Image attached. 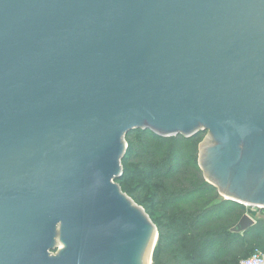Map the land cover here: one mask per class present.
Masks as SVG:
<instances>
[{"label":"water","instance_id":"1","mask_svg":"<svg viewBox=\"0 0 264 264\" xmlns=\"http://www.w3.org/2000/svg\"><path fill=\"white\" fill-rule=\"evenodd\" d=\"M137 129L208 132L205 180L264 208V0H0V264H152Z\"/></svg>","mask_w":264,"mask_h":264},{"label":"trees","instance_id":"2","mask_svg":"<svg viewBox=\"0 0 264 264\" xmlns=\"http://www.w3.org/2000/svg\"><path fill=\"white\" fill-rule=\"evenodd\" d=\"M160 137L149 130L125 136L122 175L115 182L149 215L158 241L152 264H239L264 254V216L231 233L245 207L220 198L198 164L201 135Z\"/></svg>","mask_w":264,"mask_h":264},{"label":"built area","instance_id":"3","mask_svg":"<svg viewBox=\"0 0 264 264\" xmlns=\"http://www.w3.org/2000/svg\"><path fill=\"white\" fill-rule=\"evenodd\" d=\"M252 211L255 214L261 213L264 216V208H255ZM239 264H264V254L256 252L251 257L241 260Z\"/></svg>","mask_w":264,"mask_h":264},{"label":"rangeland","instance_id":"4","mask_svg":"<svg viewBox=\"0 0 264 264\" xmlns=\"http://www.w3.org/2000/svg\"><path fill=\"white\" fill-rule=\"evenodd\" d=\"M207 134H208V132H205L203 135H201V142L206 138V136H207ZM124 141H125V139H124ZM200 142V143H201ZM126 143V142H125ZM122 167V166H121ZM126 197H128L125 193H123ZM219 196H220V198H223L220 194H219ZM136 206H138V207H140V208H142L141 206H139L138 204H136L130 197H128ZM143 209V208H142ZM143 211H144V209H143ZM248 213L249 215H251L253 218H255L256 217V215L258 216V214H255V212H253L252 210L250 211V210H248L247 208H245V213ZM144 213H145V215L149 218V215L144 211ZM150 219V218H149ZM151 221V220H150ZM152 222V221H151ZM152 224H153V222H152ZM154 225V224H153ZM155 226V225H154ZM156 227V226H155ZM157 229V228H156ZM56 245L58 246V249L59 248H61L60 246H61V243H60V238L57 236V238H56Z\"/></svg>","mask_w":264,"mask_h":264},{"label":"flooded vegetation","instance_id":"5","mask_svg":"<svg viewBox=\"0 0 264 264\" xmlns=\"http://www.w3.org/2000/svg\"><path fill=\"white\" fill-rule=\"evenodd\" d=\"M210 140V138L208 139V141ZM199 146H200V144H199ZM199 155H200V147H199ZM199 155H198V158H199ZM199 164V163H198ZM200 167V166H199ZM201 172H202V170H201ZM202 174H203V172H202ZM203 177H204V175H203ZM205 179V178H204ZM209 183V182H208ZM210 184V183H209ZM211 185H213V184H211ZM214 186V185H213ZM215 187V186H214ZM216 188V187H215ZM217 189V188H216ZM217 191H218V193H219V190L217 189ZM223 197V196H222ZM223 199H225L224 197H223ZM226 200V199H225ZM243 206L245 207V208H247L248 210H252V209H255V208H263L262 206H254V205H246V204H243ZM258 215H261V213H258Z\"/></svg>","mask_w":264,"mask_h":264},{"label":"bare ground","instance_id":"6","mask_svg":"<svg viewBox=\"0 0 264 264\" xmlns=\"http://www.w3.org/2000/svg\"><path fill=\"white\" fill-rule=\"evenodd\" d=\"M61 249H63V245H61ZM150 262H151V253H150V255H149V258H148L147 264H150Z\"/></svg>","mask_w":264,"mask_h":264}]
</instances>
